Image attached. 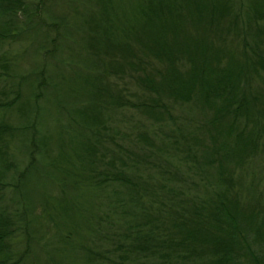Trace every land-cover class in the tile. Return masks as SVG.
<instances>
[{
    "label": "trees",
    "instance_id": "16d2710c",
    "mask_svg": "<svg viewBox=\"0 0 264 264\" xmlns=\"http://www.w3.org/2000/svg\"><path fill=\"white\" fill-rule=\"evenodd\" d=\"M44 1L0 0V43L3 40H34L33 46L43 31L40 25L45 19L56 23L62 30L61 35L63 31L67 32L62 26L67 23V18L44 11L47 3ZM63 2L68 4L69 0ZM107 2L85 1L91 3L90 9L98 6V14L106 19L103 25L96 14L86 16L88 38L85 48L91 55L103 56L108 61L92 77L93 82L88 80L86 88L89 89L75 95L88 103L82 114L91 125H87L85 135L89 140L85 142L83 152L88 158L84 157L88 164L87 179L98 192L92 213L83 217L80 213L82 225L79 228L77 224L74 229V233L79 232L85 240L75 248L77 262L135 264L149 260L151 264H264V207L240 204L238 193L231 192L235 182L230 176L248 157L256 158L259 152L264 157V0H143L129 7L121 6L122 20L127 24L119 23V27L113 24V10L107 7ZM31 5L43 12L42 18L32 15L28 8ZM189 27L193 34L188 33ZM203 29L206 34H202ZM168 34L171 39L166 38ZM60 39L64 40L63 36ZM8 59L5 53L0 56L3 70L0 77L16 76L7 73L11 70L7 66ZM54 59L55 56L50 60ZM34 73L35 80L28 84L25 92V82L12 79L6 84L8 78L1 80L0 264H38L41 257L29 243L38 244L40 252L43 240L37 233L39 224L27 218L26 206L18 200V195L25 194L21 180L35 161L34 155L40 153L41 144L35 142L34 126L20 125L17 120L24 115L30 116L27 105L34 106L36 113L42 104L49 103L51 92L46 97L43 90L49 88L51 91L55 83L53 74L48 75L44 67ZM111 74L118 80L126 75L152 97L148 95L147 102L130 104L119 94L121 91L112 93L108 84ZM254 82L260 83V88L253 89L251 84ZM68 97L69 101L73 98ZM163 98L172 99L174 103H192L202 116L207 110L212 111L202 125L209 134L210 145L195 136L182 135L181 138L188 141L182 144L186 146L185 157L195 156L193 147L203 148L194 165L201 173L213 167L215 174L213 180H207L203 190L200 189L203 197L197 193L185 197L173 187L161 184L158 188L165 195L166 203L160 201L159 208L152 210L143 203L142 194L149 193L150 185L138 184L134 175L137 169L131 171L124 167L121 150L118 149L120 155L115 159L104 161L105 155L98 154L96 148L104 134L113 138L114 131L108 133L103 118V108L108 104L118 108L134 105L143 114L158 120L169 112L162 103ZM5 111L10 115L5 116ZM12 113L16 115L13 119ZM16 132H22L28 140L30 156L25 158V165H21L24 159L19 153L15 157L19 161L6 162V155L17 150L10 148L7 153L8 148L5 151ZM137 137L139 141L151 144L145 133H139ZM163 138L168 139L167 135ZM261 139L263 143L260 144ZM176 142H170L174 144L172 148L182 152V146ZM126 155L129 157L128 153ZM116 160L120 161L119 167L114 164ZM214 163H217L215 167ZM100 164L104 168L98 170ZM15 173L16 177L11 175ZM213 182L217 189H213ZM107 185L114 186L112 194L119 208L123 212L126 209L133 212L124 221L125 243L117 244L113 250L106 249L103 254L89 245L92 238L99 237L100 225L106 224L108 219V213L103 216L96 213L100 191ZM70 235L68 232L62 237L64 243ZM22 238L27 240L26 245L17 252L14 246ZM115 252L119 255L115 256ZM111 255L115 257L111 258Z\"/></svg>",
    "mask_w": 264,
    "mask_h": 264
},
{
    "label": "rangeland",
    "instance_id": "374dc122",
    "mask_svg": "<svg viewBox=\"0 0 264 264\" xmlns=\"http://www.w3.org/2000/svg\"><path fill=\"white\" fill-rule=\"evenodd\" d=\"M85 1L69 0L68 4H65L63 0L44 1L47 2L46 6L43 7L44 11H49V14H62L67 18V23L62 25L63 30L67 32L63 31L62 35L60 34L62 30L58 28L56 23H50L45 19L40 25L43 31L41 30L42 32L38 34L33 46L34 40L30 42L3 40L0 43V56L5 53L10 58L7 66L11 70L7 73L11 76L16 75L14 77L1 76L0 86L3 78H8L6 84H10L12 79H14L13 81L16 80L15 82L23 81L25 82L23 92H25L28 84L35 80L34 72H38L39 68L42 67L48 75L53 74L55 81L51 91L49 88L43 90L46 97L51 92L50 102L42 104L36 113L33 111L34 106L27 105V109L31 110L30 116L27 118L24 115L17 120L20 125H33L37 134L35 142L41 144L39 146L40 153L34 155L35 161L28 167L25 177L21 180L25 194L23 196L18 195V200L23 201V206H26L27 218L39 224L37 233L43 240L40 248H44V250L40 249L39 252L38 244L33 241L29 242L31 247L34 246L33 250L41 255L39 261L36 262L38 264H81L77 262L79 260L76 258L75 248L82 243V240H85L79 232L76 235L74 229L77 224V227L80 228L83 222L81 218L84 215L92 213L93 203L96 201L98 193L97 188L91 186V181L87 179L88 158L84 156L83 152V146L89 140L85 135L88 130L87 125H91L82 114L85 112L83 110L88 103L75 95L83 94V90L89 89L86 88L88 80L93 82L92 77L100 71L104 62L107 63L108 61L104 60L103 56L95 57L86 50L85 42L88 33L84 19L86 16L96 14V18L103 25H105L106 19L98 14V6L90 9L91 3L87 4ZM107 1V7L113 10L111 11L113 24L119 27V23L120 25L127 24L122 20L121 6L129 7L143 0ZM28 8L31 9L32 15L37 14L40 18L43 17V12H39L35 5ZM120 18L121 21L119 22ZM33 19L40 21L39 18L34 17ZM187 31L193 34V29L190 27ZM206 32L203 29L202 34H206ZM61 36L64 40L60 39ZM166 38L171 39V36L168 34ZM39 43L41 44L39 45ZM56 43L58 45L53 52L52 49ZM42 45L44 49H42ZM53 56L55 59L50 60ZM0 72H3L1 68ZM111 76L108 84L112 93L116 94L121 91L119 94L128 99L130 104L147 102L148 95L152 97L151 94L137 87L134 80L127 79L126 75H122L119 80L113 74ZM251 85L253 89L261 86L260 83L257 85V82ZM69 95L73 97L70 101ZM162 103L168 108L169 115L168 113L163 114L158 120L143 114L134 105L128 104L118 108L108 104L107 107L103 108L105 109L103 118L109 128L108 133H111L113 129L114 133L111 134L114 140L109 139L108 134H104L96 148L98 154L105 155L104 161L115 159V156L120 155L118 149L121 150V156L125 162L124 167L131 171L137 169L134 175L137 177L135 179L138 184L148 183L150 185L149 193L145 191L142 194L144 195L143 203L146 206H151L152 210H155V207L159 208V202L165 199V195L158 188L161 184L167 188L173 187L175 191L185 197L196 193L199 197H203V191H201L203 185L207 184V180H213L212 176L215 174L213 167L201 173L194 165L197 159H200V151L203 148L193 147L192 153L195 156L192 158L185 157L186 146L182 144H186L188 141L181 138L182 135L187 138L195 136L199 139L202 138L204 144L210 145L209 134L202 125L205 117L212 115V111L207 110L202 116L192 103H174L169 98H163ZM91 111L93 109L88 112L89 115ZM4 115L9 116L10 112L5 111ZM0 116H2L1 113ZM15 116L12 113L11 119ZM211 131L214 132V130ZM139 133H145L151 144L139 141L137 137ZM163 135H167L168 139L163 138ZM174 140H177V145L182 146V152L172 148L174 144L170 142ZM27 143L26 136H23L22 132H16L14 137L9 140L5 151L8 148L7 153L10 148H17V150L6 155L8 157L6 162L19 161L15 158L16 153H19L20 158L24 159L21 165H25V158L30 156ZM261 143H263V139H261ZM127 153L129 157L126 155ZM119 162L116 160L114 164L119 167ZM216 164L214 163L213 166L215 167ZM103 168L100 164L97 169ZM19 170L21 169L18 166ZM11 175L16 177V173ZM230 176L235 182L231 192L236 191L238 193L240 204H253L258 208L264 207V157L261 152L256 155V158L250 159L248 157L241 168L233 169ZM162 178H167L168 181L165 182ZM211 185L213 189H217V184L213 182ZM114 190L113 185H107L100 191L96 213L101 216L108 213V219L106 224L100 225L99 237L92 238L93 241H90L89 245L96 251L100 250L103 254L106 249L113 250L117 244L125 243L123 241V234L126 232L124 221L133 212L130 209L123 212L119 208L112 194ZM164 202L166 203V200ZM68 232H71L70 239L64 243L62 237ZM26 241L25 238H22L21 242L18 241L19 244L14 246V249L20 252L24 249ZM114 254L115 256L119 255V252ZM115 256L111 255V258ZM137 263L151 264L152 262L144 260L142 263L137 261L135 264Z\"/></svg>",
    "mask_w": 264,
    "mask_h": 264
}]
</instances>
